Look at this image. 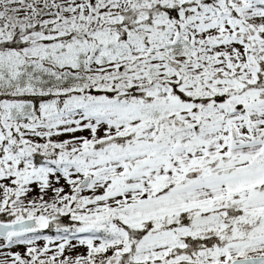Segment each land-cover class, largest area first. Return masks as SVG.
Wrapping results in <instances>:
<instances>
[{"label": "snow or ice", "instance_id": "obj_1", "mask_svg": "<svg viewBox=\"0 0 264 264\" xmlns=\"http://www.w3.org/2000/svg\"><path fill=\"white\" fill-rule=\"evenodd\" d=\"M0 264H264V0H0Z\"/></svg>", "mask_w": 264, "mask_h": 264}]
</instances>
